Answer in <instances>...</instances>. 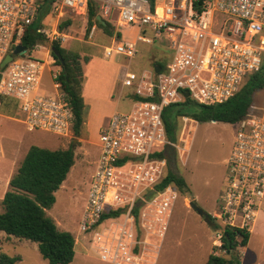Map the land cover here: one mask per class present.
<instances>
[{"label": "built area", "instance_id": "built-area-1", "mask_svg": "<svg viewBox=\"0 0 264 264\" xmlns=\"http://www.w3.org/2000/svg\"><path fill=\"white\" fill-rule=\"evenodd\" d=\"M41 1L0 0V104L1 98L11 101L29 132L67 137L73 114L58 82L60 67L53 59L33 55L40 44L12 55L15 47L23 46L25 28L37 16ZM90 2L104 19L118 12L117 27L133 30L136 41L172 51L165 67L153 64L149 71L124 74L121 86L129 90V110L113 112L99 134V156L79 221V232L89 237L91 251L102 262L136 264L138 232L160 244L177 198V190L169 185L155 190L168 172L165 148L174 147L163 110L187 99L206 106L222 104L259 72L264 61V0H54L51 14L79 10L85 15ZM54 39L63 38L55 33ZM136 54L134 41H116L103 51L104 58L132 59ZM8 55L12 59L1 68ZM46 69L52 93L41 87ZM252 105L235 123L226 185L211 215L222 227L215 230L220 246L224 227L250 231L264 201V106L253 113Z\"/></svg>", "mask_w": 264, "mask_h": 264}, {"label": "rangeland", "instance_id": "rangeland-1", "mask_svg": "<svg viewBox=\"0 0 264 264\" xmlns=\"http://www.w3.org/2000/svg\"><path fill=\"white\" fill-rule=\"evenodd\" d=\"M98 12L96 11V17L100 16ZM117 16L118 12L114 11L109 19L102 18L106 23L113 22L109 27L111 34L96 25L93 20L92 29L88 30V11L85 15L79 10L75 13L66 11L60 15L49 14L40 26V30L47 33L44 34L47 41L41 45L39 51L34 52V56L43 61L52 60L49 55L50 44L55 40L56 33L63 39L55 41L64 50L88 61L83 76H80L84 111L79 137H74L73 133L65 137L42 130L29 132L21 122V114L13 107V103L1 100L0 104L1 194L2 190L7 189L6 180L17 172L31 146L50 150L66 149L71 142L75 146L74 165L56 191L54 205L45 210L46 216L54 221L60 231L69 232L74 238L75 254L69 264H108L91 251L89 237H84L79 232V221L99 156V134L106 127L114 110H129V100L125 96L129 90L121 86L124 74L127 71H149L150 67L157 63L165 67L172 56V51L160 44L141 43L135 40L133 30L118 28L115 23ZM117 33L120 37L116 36ZM122 40L134 41L137 54L132 59L122 55L104 58V49ZM41 87L46 93L53 92L48 69L42 75ZM252 103L251 111L259 112L264 106V89L253 94ZM235 133V124L196 123L189 118L177 119L173 142L176 152L175 165L168 164V171L178 174L187 184L189 192L182 194L173 185L168 186L177 190V198L157 264H206V259L211 253L225 256L219 249L220 240L217 239L215 229L192 210L189 203L193 202L209 216L217 211L218 197L226 185V161L233 147ZM2 210L0 197V213ZM119 219L121 224L123 218ZM250 229L247 246L238 250L240 262L264 264V201H261L255 222ZM137 242L139 245L133 251L137 256L136 264H155L158 249L154 246H159V241L153 238L149 241L147 236L138 232ZM212 242H218V245L215 243L216 248L212 249ZM0 253L11 257L19 256L20 261L16 264H48L39 254L36 243L7 236L2 231Z\"/></svg>", "mask_w": 264, "mask_h": 264}, {"label": "trees", "instance_id": "trees-1", "mask_svg": "<svg viewBox=\"0 0 264 264\" xmlns=\"http://www.w3.org/2000/svg\"><path fill=\"white\" fill-rule=\"evenodd\" d=\"M53 2L54 0L41 1L37 16L25 28L21 39L24 47L32 49L35 44L42 45L47 41L38 30L42 20L51 14ZM96 11V4L90 2L88 30L92 29L91 20H93L96 25L111 34L109 23L103 26L96 20ZM116 36L120 37L118 33ZM50 45L55 47L63 61L62 65L50 51L51 59L62 69L58 75V82L67 96L73 114L72 133L77 138L83 124L84 111L80 76H83L88 61L67 52L55 40L51 41ZM262 89H264V61L259 72L247 78L240 92L222 104L206 106L187 99L183 103L166 107L162 118L167 137L172 143L175 141L176 122L180 117L189 118L196 123L235 124L248 113L253 102V94ZM1 100L5 99L1 98ZM74 147L72 142L66 149L56 150L31 146L17 172L9 180L8 190L1 200L3 210L0 213V231L7 236L36 243L39 254L48 264H69L75 254V241L71 233L60 231L54 221L45 214V210L54 205L55 193L74 165ZM168 185H173L182 194L189 192L185 181L172 171L167 172L163 180L155 186V190H162ZM208 218L213 222L211 216L208 215ZM220 227L216 225L215 230L221 229ZM248 239L249 232H238L224 227L219 249L225 252V256L210 254L206 264H240L237 248L245 247ZM19 261V256L11 257L0 253V264H16Z\"/></svg>", "mask_w": 264, "mask_h": 264}, {"label": "water", "instance_id": "water-1", "mask_svg": "<svg viewBox=\"0 0 264 264\" xmlns=\"http://www.w3.org/2000/svg\"><path fill=\"white\" fill-rule=\"evenodd\" d=\"M96 20L101 23L103 26L106 25V22L104 20H102L100 18V16H97L96 17ZM25 47L24 46H17L14 48L13 50V53L12 55H17V54H20L22 52L25 51ZM50 51L56 56V58L59 60V62L63 65V61H62V58L60 56V54L58 53V51L55 49V47L51 46L50 47ZM12 59V56L11 55H8L4 61L2 62L1 64V68H3L7 62H9L10 60ZM62 70V69H61ZM160 71V66L156 65L154 66V72H159ZM184 97H188V94L185 93L184 94ZM165 154H166V158L168 160V164H172V165H175V155H176V152H175V149L174 147H166L165 148ZM168 154V155H167ZM171 156V158H170ZM189 206L192 210H194L200 217H202L204 219V221L210 226V227H214L215 224L208 218V214L205 213L201 208H199L198 206H196L193 202H190L189 203Z\"/></svg>", "mask_w": 264, "mask_h": 264}, {"label": "crops", "instance_id": "crops-1", "mask_svg": "<svg viewBox=\"0 0 264 264\" xmlns=\"http://www.w3.org/2000/svg\"><path fill=\"white\" fill-rule=\"evenodd\" d=\"M100 18L102 19L103 17L102 16H100ZM104 19V18H103ZM102 19V20H103ZM110 24V23H109ZM49 60V59H48ZM57 66V65H56ZM60 70H61V68H60ZM113 112H115V110L113 111ZM17 113V112H16ZM211 123H214V122H211ZM11 169V168H10ZM9 173H10V171H9ZM12 177V176H11ZM11 177L9 176L8 177V179L6 180V183H7V189H6V191L8 190V182H9V180L11 179ZM6 191H4V190H2V194H1V192H0V197H1V200H2V198H3V196H4V193L6 192ZM220 196V195H219ZM219 198V197H218ZM176 201V200H175ZM173 207H175V206H173ZM173 212H174V208L172 209V213H171V216H170V219H169V224H168V229H169V225H170V221H171V218H172V214H173ZM254 222H255V220H254ZM253 222V223H254ZM214 223V222H213ZM215 224V223H214ZM212 228H214L215 229V226L214 227H212ZM168 229H167V231H168ZM250 232H251V229H250V231H249V238H250ZM167 233V232H166ZM165 237H166V234H165V236H164V238H163V240L161 241V243H160V245H159V248H158V253H157V255H156V258H155V264H157V260H158V257H159V252L161 251V247L163 246V242H164V240H165ZM249 240V239H248ZM215 243H216V245H218V242H212V249L213 248H216L217 246H215ZM246 246H247V244H246ZM245 246V247H246ZM245 247H238V249H237V253H238V257H239V262H240V255H239V249L240 250H242V249H244ZM213 252V251H212ZM212 254V253H211ZM210 255V254H209ZM208 255V256H209ZM207 260V259H206ZM240 264H241V262H240Z\"/></svg>", "mask_w": 264, "mask_h": 264}, {"label": "flooded vegetation", "instance_id": "flooded-vegetation-1", "mask_svg": "<svg viewBox=\"0 0 264 264\" xmlns=\"http://www.w3.org/2000/svg\"><path fill=\"white\" fill-rule=\"evenodd\" d=\"M168 155V154H167ZM170 158H171V156H170Z\"/></svg>", "mask_w": 264, "mask_h": 264}]
</instances>
